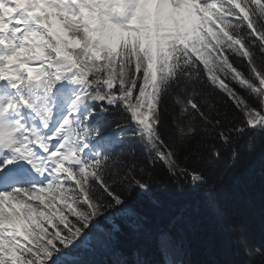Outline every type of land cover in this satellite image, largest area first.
<instances>
[{
  "label": "snow or ice",
  "instance_id": "1",
  "mask_svg": "<svg viewBox=\"0 0 264 264\" xmlns=\"http://www.w3.org/2000/svg\"><path fill=\"white\" fill-rule=\"evenodd\" d=\"M257 155L264 0H0V264H264Z\"/></svg>",
  "mask_w": 264,
  "mask_h": 264
},
{
  "label": "trees",
  "instance_id": "2",
  "mask_svg": "<svg viewBox=\"0 0 264 264\" xmlns=\"http://www.w3.org/2000/svg\"><path fill=\"white\" fill-rule=\"evenodd\" d=\"M233 184L245 198L251 211L244 217V226L251 245L264 246V155H257L256 159L233 178ZM156 195L167 206H176L183 203L187 197H181L158 189ZM96 260L106 259L103 255L92 257ZM189 259L193 264H221L234 261L242 264L246 257L231 254L223 246L194 251Z\"/></svg>",
  "mask_w": 264,
  "mask_h": 264
}]
</instances>
